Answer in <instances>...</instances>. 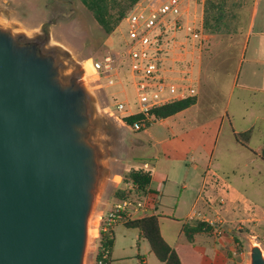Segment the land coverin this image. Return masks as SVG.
I'll return each instance as SVG.
<instances>
[{
    "label": "water",
    "instance_id": "water-1",
    "mask_svg": "<svg viewBox=\"0 0 264 264\" xmlns=\"http://www.w3.org/2000/svg\"><path fill=\"white\" fill-rule=\"evenodd\" d=\"M22 32L0 24V264H85L103 177L86 73Z\"/></svg>",
    "mask_w": 264,
    "mask_h": 264
},
{
    "label": "rangeland",
    "instance_id": "rangeland-1",
    "mask_svg": "<svg viewBox=\"0 0 264 264\" xmlns=\"http://www.w3.org/2000/svg\"><path fill=\"white\" fill-rule=\"evenodd\" d=\"M9 1L12 2L0 1L1 25L23 31L30 37L42 35L49 48L59 50L64 74L75 72L83 75L86 69V87L91 95L93 113V142L100 150L103 163L99 201L93 211L100 217V226L105 202L119 200L111 179L115 174L127 172L132 164L141 165V145L148 142L144 129L135 131L122 125L107 111L115 110L117 101L137 107V91L127 72L130 73V61H124L119 67L116 84L109 85L106 78L95 72L89 60L104 61L106 55L120 49L128 38L129 26L124 20L112 34H107L81 0ZM19 18L26 21H18ZM233 31L234 28L223 26L221 33L214 32V29L209 31L218 38L210 37L203 50L204 54L211 55L204 68L208 91L205 101L198 106L201 110L198 108L196 112L205 117L208 114L203 109L204 105H211L216 117L200 123L184 120L182 126L187 128L186 132L198 133L192 145L196 154L201 153L205 157L203 163L212 160L211 167L242 193L243 201L238 200L241 204L233 208L235 217L229 218L225 225L235 227L244 244V262L251 264V247L259 244L264 249V160L257 154L264 143V121L258 117L260 114L264 116V94L244 85L243 75L250 67L251 55L248 51L245 60L240 58L243 35L237 38L236 44L226 43ZM212 89L216 92L211 93ZM250 129L252 135L247 141L238 134ZM236 133L239 140L246 141L253 151L236 139ZM119 179L116 177V181ZM129 231L135 233L136 230L122 225L117 227L118 252L126 248V240L131 237ZM98 239L89 242L85 264H91L95 258Z\"/></svg>",
    "mask_w": 264,
    "mask_h": 264
},
{
    "label": "crops",
    "instance_id": "crops-1",
    "mask_svg": "<svg viewBox=\"0 0 264 264\" xmlns=\"http://www.w3.org/2000/svg\"><path fill=\"white\" fill-rule=\"evenodd\" d=\"M206 1L190 0L187 3L185 18L196 19L198 25L204 27ZM223 1L222 26L234 28L226 43L236 44L237 38L243 35L242 41L240 40L242 43L240 58L242 61L245 60L248 51L251 55L250 67L243 75L244 85L249 90L260 91L264 94V0ZM2 2L11 3L12 1L2 0ZM19 19L18 21H26L24 18ZM206 33L208 39L213 36L218 38L209 31ZM210 56L204 52L195 56L193 79L198 92L196 103L177 114L155 120L143 130L148 136V142H143L141 145L143 156L139 159L142 160V164H132L130 168L149 169L152 172V181L150 191L140 200L145 206L143 213L141 209L132 210L130 219L153 214L159 216L161 233L165 240L176 249L182 264H245L242 257L243 251L238 247L240 243L235 240L238 236L235 227L225 225L229 222V218L235 217L236 213L233 208L243 201L242 193L219 171L211 167L212 160H209L207 164L203 163L205 157L201 153L196 154L192 145V141L198 138V133L186 132L187 128L182 126L184 120L200 123L204 119L216 117L211 105H204L203 109L208 114L205 117H200L199 111L196 112L199 104H202L207 96L204 68ZM260 68L263 70L261 71ZM127 72L132 77L128 70ZM213 91L215 90L212 89L211 93ZM258 117L264 121L262 114ZM186 160L189 162L184 163ZM116 177L120 179L116 181ZM111 180L115 190L131 187V183L123 184L121 172L115 174ZM118 201L107 200L101 209V218ZM193 213L198 216L191 219ZM199 216L221 219L223 221L222 234L211 228V230L195 233L193 240L190 241L186 236L185 225L188 223L195 225L198 221H202ZM119 225L136 230L135 233L129 231L131 237L126 240V248H123L121 252H118L116 233ZM114 233L111 264H164L152 250L149 241L142 236L139 228L117 223L114 226ZM94 262L93 257L91 264Z\"/></svg>",
    "mask_w": 264,
    "mask_h": 264
},
{
    "label": "built area",
    "instance_id": "built-area-1",
    "mask_svg": "<svg viewBox=\"0 0 264 264\" xmlns=\"http://www.w3.org/2000/svg\"><path fill=\"white\" fill-rule=\"evenodd\" d=\"M189 1L139 0L124 18L129 26V34L121 48L106 55L104 61L89 59L95 72L106 78L109 85L116 84L115 76L123 62L130 61V74L137 91V107L117 101L115 110H107L109 116L122 125L135 131L143 130L148 127L147 120L150 118L131 125L124 118L137 114L148 117L152 108L198 94L193 79L195 56L203 52L208 34L196 19L185 18ZM140 209L143 213L145 206L140 200H119L107 212L108 221L118 223L129 220L132 210ZM196 216L193 213L190 218ZM199 218L222 234L221 219ZM106 259L107 253H104L94 264H107Z\"/></svg>",
    "mask_w": 264,
    "mask_h": 264
},
{
    "label": "trees",
    "instance_id": "trees-1",
    "mask_svg": "<svg viewBox=\"0 0 264 264\" xmlns=\"http://www.w3.org/2000/svg\"><path fill=\"white\" fill-rule=\"evenodd\" d=\"M82 3L93 12L96 21L101 25L107 34H112L118 25L124 20L128 12L138 3L139 0H81ZM223 0H207L206 15L204 29L221 33L223 14ZM224 27V26H223ZM197 101V97H189L182 100L172 101L167 104L157 106L149 111V116L144 114L126 116L124 119L128 124H133L136 121L147 120V126L160 118H167L171 115L189 108ZM244 136L247 141L252 135V131L247 130L243 133H238ZM236 133V139L245 147L252 150L244 140H239ZM253 151V150H252ZM259 156L264 160V143L262 145ZM152 181V172L144 167H132L127 172L123 173V184L132 183V187L127 189H116L114 191L116 198L119 200L131 199L135 201L142 200L150 191ZM118 223H124L128 227L139 228L142 236L146 238L154 253L164 264H182L181 258L174 247H172L163 237L160 228L159 216L148 215L142 218L122 220ZM117 223L109 222L107 213L103 216L100 224V236L96 247L95 260L100 259L104 253H107V264H111V253L114 247L115 233L114 226ZM211 226L203 221H198L195 225H185L187 238L192 241L194 234L203 230H211ZM239 242V249L242 250L243 242L239 236L235 237Z\"/></svg>",
    "mask_w": 264,
    "mask_h": 264
},
{
    "label": "bare ground",
    "instance_id": "bare-ground-1",
    "mask_svg": "<svg viewBox=\"0 0 264 264\" xmlns=\"http://www.w3.org/2000/svg\"><path fill=\"white\" fill-rule=\"evenodd\" d=\"M91 63V62H90ZM90 69V67H89ZM91 70V69H90ZM99 216L92 214L89 220L88 234H89V242H93L99 235Z\"/></svg>",
    "mask_w": 264,
    "mask_h": 264
}]
</instances>
